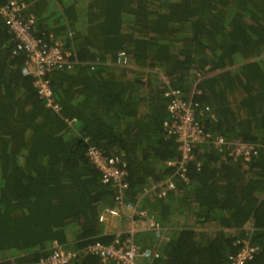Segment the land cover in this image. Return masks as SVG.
<instances>
[{
  "label": "trees",
  "instance_id": "1",
  "mask_svg": "<svg viewBox=\"0 0 264 264\" xmlns=\"http://www.w3.org/2000/svg\"><path fill=\"white\" fill-rule=\"evenodd\" d=\"M19 1L36 14L43 39L63 40L82 61L125 50L133 66L55 70V112L22 73L26 57L14 54L0 19V264H35L55 243L81 250L113 241L99 222L113 189L90 146L127 162L130 199L175 175L165 161L181 154L164 128L168 87L156 69L185 100L201 91L194 102L210 110L200 120L229 144L201 145L187 182L176 177L167 197L143 200L162 223L183 220L152 264H228L238 239L258 247L247 264H264V0ZM144 72L154 73L147 82L133 74ZM236 138L257 147L250 160L230 155ZM148 240L137 239L156 248ZM71 264L105 263L80 254Z\"/></svg>",
  "mask_w": 264,
  "mask_h": 264
},
{
  "label": "built area",
  "instance_id": "2",
  "mask_svg": "<svg viewBox=\"0 0 264 264\" xmlns=\"http://www.w3.org/2000/svg\"><path fill=\"white\" fill-rule=\"evenodd\" d=\"M25 1L10 0L0 6V19L13 37L14 54H24L26 59L22 73L34 78V87L45 105L55 112H60L61 105L57 101L52 84L51 74L55 70H72L76 65L87 64L91 69L104 63L120 68L132 67V59L125 50L119 51L116 59L108 57L107 61H82L72 47H68L61 39L52 34L50 39H43L36 33L37 16L29 11ZM157 70V69H156ZM160 81L167 85L164 96L168 99L169 118L164 121L167 136L173 137L178 144L180 157L165 161L167 167L176 169L175 175L158 183H151L143 188L139 196L133 200L127 196L130 188L127 162L120 156L106 155L98 147L90 146L87 155L92 164L101 172V181L113 189V204L104 206L99 213V222L104 234L112 235L111 243L97 241L83 249L68 248L55 243L52 251L35 264H71L80 254L95 255L105 264H152L162 256L161 245L169 242L174 235V228L165 225L158 217L144 206L143 200L149 198H165L169 191L177 188L176 177L185 182L189 180L187 167L196 158V149L204 144H213L222 148L229 142L222 135L213 136L208 132L199 118V114L209 111V107L198 109L194 95L201 93L194 87L191 96L185 100L179 89L172 88L168 76L161 70ZM230 155L235 159L250 160L257 153V147L236 138L231 143ZM125 223L113 229L114 221ZM106 226V227H104ZM115 227V226H114ZM247 229H253L247 226ZM142 232L152 233L158 240L156 248L144 247L137 241ZM242 248L229 257L228 264H247L253 259L258 247L250 245V241L238 239L236 244Z\"/></svg>",
  "mask_w": 264,
  "mask_h": 264
},
{
  "label": "rangeland",
  "instance_id": "3",
  "mask_svg": "<svg viewBox=\"0 0 264 264\" xmlns=\"http://www.w3.org/2000/svg\"><path fill=\"white\" fill-rule=\"evenodd\" d=\"M133 68L136 69L135 71H138L140 67H139V68H138V67H133ZM159 70H160V69H157V70H156V72H157V76H158V79H159V76H160V73H158ZM133 74H134L135 77H138V76H139V77H141L142 80H144L145 82H147V81H148V78H151V77H152L151 74H154V73H152V72H151V73H145V72H144L143 75L140 74V73H139V74H137V73H133ZM149 74H150V75H149ZM153 76H154V75H153ZM144 204H145V203H144ZM145 205H146V204H145ZM171 218H172V217H171ZM171 218H170V223L175 224L176 221L172 220ZM182 225H183V223L179 224L178 226H182ZM178 228H179V227H178ZM150 234H151V233H148V232H142V233L139 234V236L142 237V238L145 239V240H148V239H149V240H152V239H151V236H149ZM147 235H148V236H147ZM152 236H154V235L152 234ZM154 237H155V236H154ZM155 238H156V237H155ZM156 239H157V238H156ZM149 240H148V241H149ZM157 243H159V240H158V239H157ZM151 244L154 245L155 243L153 244V241H152Z\"/></svg>",
  "mask_w": 264,
  "mask_h": 264
},
{
  "label": "crops",
  "instance_id": "4",
  "mask_svg": "<svg viewBox=\"0 0 264 264\" xmlns=\"http://www.w3.org/2000/svg\"><path fill=\"white\" fill-rule=\"evenodd\" d=\"M151 201H153V200H151ZM146 206V205H145ZM174 221H176L175 222V224H173V223H170V222H165V225H171L173 228H174V232L176 231V230H178L181 226H178L179 224H181L182 222H183V220H181V222L179 221V220H177V219H174ZM122 226V228H125V223L124 222H120V220H118V219H116L115 221H114V223H113V229L114 228H117V227H119V226ZM115 226V227H114ZM183 226V225H182ZM104 227H106V226H104ZM179 227V228H178ZM151 235V239L152 240H149V241H147V243H148V245H152L151 243H152V241H153V244H154V246H157V244L158 243H156L154 240H153V238L152 237H154V236H152V234H150ZM148 236V235H147ZM162 246H164L163 244L161 245V248H162Z\"/></svg>",
  "mask_w": 264,
  "mask_h": 264
}]
</instances>
